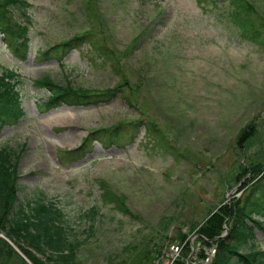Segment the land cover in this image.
I'll return each mask as SVG.
<instances>
[{"label": "rangeland", "instance_id": "obj_1", "mask_svg": "<svg viewBox=\"0 0 264 264\" xmlns=\"http://www.w3.org/2000/svg\"><path fill=\"white\" fill-rule=\"evenodd\" d=\"M24 1L28 19L13 10L28 27L24 61L0 34V72L13 70L22 81L24 117L0 133L1 148H23L18 199L41 191L63 210L81 244L80 264H153L179 242L186 257L203 222L241 196L253 168L264 170V0H246L255 41L239 37L223 0ZM83 34L61 64L37 60L39 52ZM45 74L92 93L124 88L109 102L44 112L49 95L34 81ZM136 120L168 135L169 152L154 150L143 128L122 148L90 141L93 131ZM82 146L86 154L69 153ZM105 191L128 213L103 199ZM93 207L92 224L84 214ZM259 221L251 243L264 251ZM7 244L13 254L0 264H33ZM192 244L205 246L199 238Z\"/></svg>", "mask_w": 264, "mask_h": 264}, {"label": "trees", "instance_id": "obj_2", "mask_svg": "<svg viewBox=\"0 0 264 264\" xmlns=\"http://www.w3.org/2000/svg\"><path fill=\"white\" fill-rule=\"evenodd\" d=\"M199 3L201 1L197 0ZM227 3L226 15L239 37L255 41L258 34L257 27L252 26L251 14L253 6L246 0H223ZM28 7L24 0H0V34L3 44L16 59L24 61L29 51L28 27L16 20L13 10L20 12V16L28 19L24 8ZM28 21V20H27ZM255 30V31H253ZM86 35V34H85ZM85 35L75 36L64 43L55 44L43 52H39L37 60L56 59L62 63L64 56L78 48L84 41ZM117 70L116 64L111 59ZM20 78L13 70L4 68L0 72V133L5 127H13L23 119L21 109ZM124 83H127L124 81ZM39 90L48 93L47 102L42 105L45 110L60 105L88 106L101 102H109L123 92V85L100 91L87 92L82 89H73L68 83L66 86L54 82L48 75L41 76L34 81ZM125 85V84H124ZM140 128L145 129V140L154 149L168 153L170 138L160 129L145 121H132L126 124L114 125L90 133V141H97L104 149L122 148L133 143ZM242 138L247 133H242ZM88 139V138H87ZM89 141V142H90ZM86 146V145H84ZM84 147H79L71 152H82ZM23 150V148H22ZM16 152L9 147H0V233L4 234L18 250L23 253L33 264H80L77 253L81 246L77 238L72 237V229L67 224L65 214L51 201H48L40 191L30 199H18L19 179L18 162L23 151ZM68 153V154H69ZM86 154V152H82ZM250 178L243 183L244 192L239 198L226 203L203 222L197 233L203 235L205 244H215L216 253L211 264H264V251L251 243L256 227H262L259 219H264V170L259 168L250 171ZM101 186V185H100ZM103 199L112 203L123 214L128 210L122 208L116 197L112 199L109 192L105 191ZM104 200V201H105ZM229 204V205H228ZM97 207L91 208L84 217L93 222L97 218ZM224 225L226 227L224 228ZM227 228L226 235L223 231ZM92 233L93 225L89 227ZM243 251H246L243 253ZM13 252L9 244L0 238V261L9 260Z\"/></svg>", "mask_w": 264, "mask_h": 264}, {"label": "built area", "instance_id": "obj_3", "mask_svg": "<svg viewBox=\"0 0 264 264\" xmlns=\"http://www.w3.org/2000/svg\"><path fill=\"white\" fill-rule=\"evenodd\" d=\"M194 238L190 239V253L186 257H181L183 245L180 246V243L170 244L160 251L153 264H182V261L183 264H210L215 256V246H203L200 249V245L195 246L192 244Z\"/></svg>", "mask_w": 264, "mask_h": 264}, {"label": "water", "instance_id": "obj_4", "mask_svg": "<svg viewBox=\"0 0 264 264\" xmlns=\"http://www.w3.org/2000/svg\"><path fill=\"white\" fill-rule=\"evenodd\" d=\"M0 237L5 240L7 243H9L10 241L7 240L3 235H0ZM22 258L25 259V257L23 256V254H21ZM26 260V259H25Z\"/></svg>", "mask_w": 264, "mask_h": 264}]
</instances>
